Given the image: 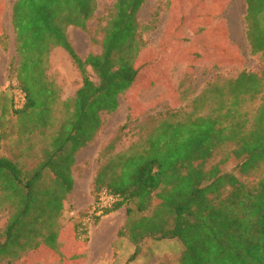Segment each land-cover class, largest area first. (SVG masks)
<instances>
[{
	"label": "trees",
	"instance_id": "16d2710c",
	"mask_svg": "<svg viewBox=\"0 0 264 264\" xmlns=\"http://www.w3.org/2000/svg\"><path fill=\"white\" fill-rule=\"evenodd\" d=\"M245 1L247 39L252 53L264 57V0ZM145 3L115 0L101 17L98 0H15L17 58L12 68L25 102L14 113L23 120L24 138L17 159L0 156V209L8 214L6 226L0 228V264H15L58 240L65 203L74 188L77 153L96 138L101 115L115 112L120 98L141 79L140 61L149 45L144 34L155 30L157 19L141 22ZM178 3L167 4L175 7L173 21L182 24L187 17ZM96 18L101 38L92 41L100 51L82 57L68 30L89 32ZM0 43L5 45L2 37ZM163 45L150 55L149 64L162 58ZM57 47L69 54L82 76L81 87L66 100L48 77ZM148 73L142 78H155ZM245 103L253 104L252 109L244 108ZM191 107L153 117L152 128L126 150L109 155L120 136L104 147L93 192L107 190L117 201L93 223L127 206L119 234L137 250L149 238L168 239L180 245V264H264V179L250 183L222 169L234 158L241 160L240 172L249 176L264 164V72L243 70L236 77H218ZM132 121L129 115L120 130ZM36 134L45 142L42 158L32 165ZM218 153L219 161L210 163ZM84 220L75 224L76 230ZM133 254L131 263L137 252Z\"/></svg>",
	"mask_w": 264,
	"mask_h": 264
},
{
	"label": "rangeland",
	"instance_id": "374dc122",
	"mask_svg": "<svg viewBox=\"0 0 264 264\" xmlns=\"http://www.w3.org/2000/svg\"><path fill=\"white\" fill-rule=\"evenodd\" d=\"M98 1L97 16L102 17L115 0ZM178 1L179 4L183 3V0ZM187 1L191 5L197 4L195 11L201 13L197 21H185L181 24L175 18L174 21L177 22H174L168 0H146L140 11L139 17L143 24L152 23L157 15L155 30L144 34L149 45L140 61L144 64L141 79L138 80L137 86L120 98V106L115 112L101 115L103 125L96 138L77 153L73 167L74 188L65 203L56 241L59 246L54 252L61 258L58 261L51 258L53 251L49 249L50 246L43 244L15 264H180L181 248L176 241L149 238L140 244L137 250L126 237L119 234L126 221L127 206L102 216L97 224L90 225L91 222H88L87 234L84 231L80 236V228H85L86 221L93 215L99 194L107 191L93 192V182L103 162L99 160V154L112 139L120 136L116 148L109 155L128 149L144 137L154 124L152 118L158 114L183 107L191 110L193 99L218 77H236L243 70L259 74L264 72V57L252 53L247 39L245 0ZM14 2L15 0H0V38L2 37L5 43H0V120L3 118L5 121L0 123V156L11 159H17L23 152V120L14 111L21 108L25 102V93L20 89L12 68L17 58L16 36L12 25ZM175 23H179L177 29ZM97 24V18L91 21L89 32L76 27L68 30L69 39L82 57H86L90 52L100 51V46L92 41L93 37L101 38V33L96 29ZM177 30L179 32L176 34ZM162 45V58L149 64L150 55L155 56L154 53ZM50 62L49 79L58 85L63 100L72 97L82 85L79 69L69 54L60 47L52 51ZM146 72L155 78L143 79ZM252 107L251 103L244 105L247 109ZM129 115L133 121L121 131L120 128L127 122ZM141 123L145 125L144 129L139 127ZM34 142L37 143L36 149L29 158L32 165H36L42 158L40 150L45 140L36 134ZM221 157L222 154L218 153L210 163L219 161ZM240 161L232 158L222 166L223 171L234 172L239 179L250 183L264 179V164L253 170L249 176H245L238 167ZM83 219L85 224L76 230L75 224ZM103 220L112 221L114 229L106 232L104 238H98L102 244L98 241L91 244L90 231ZM7 221L8 214L0 209V228H4ZM134 252H137L134 259L136 261L131 263L130 258ZM79 253L82 256L85 254V257H79Z\"/></svg>",
	"mask_w": 264,
	"mask_h": 264
},
{
	"label": "crops",
	"instance_id": "0c3cea01",
	"mask_svg": "<svg viewBox=\"0 0 264 264\" xmlns=\"http://www.w3.org/2000/svg\"><path fill=\"white\" fill-rule=\"evenodd\" d=\"M180 6V12L182 15H184L187 18H183L186 22L191 21H197V19L200 17L201 13H199V11H195L197 4H193L191 5L190 2H188L187 0H183L182 4H179ZM175 7L172 6L171 8V14H173V10ZM175 14V13H174ZM3 115H4V111H3ZM2 116V114H1ZM0 116V117H1ZM4 121V119L2 118V120H0V123L2 124ZM1 129H0V134H1ZM3 134V132H2ZM114 227V223L112 221H101L100 224L98 226H96L95 228H92V230L90 231V237H91V244H96V241L99 242L98 238L102 236V238H104L106 236V232L111 231ZM94 231V233H93ZM105 233V235L103 234ZM60 242V240H59ZM103 242H99V244H102ZM90 246V243L88 244ZM59 244H57V242L50 246L49 249H51L53 252L52 255L54 260H59L61 258V256H58L57 254H55L54 252L56 251V249H58ZM91 247V246H90ZM88 252H90V250H88ZM77 256V255H76ZM75 257V256H74ZM79 257H85V254L82 256L81 253H79ZM50 264V263H49Z\"/></svg>",
	"mask_w": 264,
	"mask_h": 264
},
{
	"label": "built area",
	"instance_id": "2783aa9c",
	"mask_svg": "<svg viewBox=\"0 0 264 264\" xmlns=\"http://www.w3.org/2000/svg\"><path fill=\"white\" fill-rule=\"evenodd\" d=\"M117 200L116 195L109 193L108 191H102L99 194V198L96 201L95 207H94V211H93V215L88 219V221H86V225L87 223L91 222L90 225L93 223L92 222V218L94 216V218L96 216H99L102 214L103 210L105 208H107L108 206H110L113 202H115ZM86 228H80V236H82L84 234Z\"/></svg>",
	"mask_w": 264,
	"mask_h": 264
},
{
	"label": "bare ground",
	"instance_id": "6f19581e",
	"mask_svg": "<svg viewBox=\"0 0 264 264\" xmlns=\"http://www.w3.org/2000/svg\"><path fill=\"white\" fill-rule=\"evenodd\" d=\"M105 235V233H103Z\"/></svg>",
	"mask_w": 264,
	"mask_h": 264
}]
</instances>
